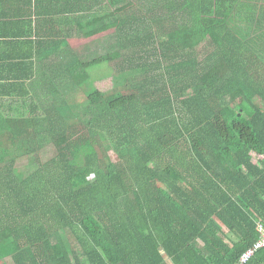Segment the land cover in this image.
I'll list each match as a JSON object with an SVG mask.
<instances>
[{
    "label": "trees",
    "instance_id": "obj_1",
    "mask_svg": "<svg viewBox=\"0 0 264 264\" xmlns=\"http://www.w3.org/2000/svg\"><path fill=\"white\" fill-rule=\"evenodd\" d=\"M206 5L196 17L190 2L182 44L158 32L114 65L78 67L75 99L68 83L45 98L33 82L4 107L3 87V264H237L258 241L264 17L232 28L210 15L218 0ZM97 71L107 76L89 93ZM246 264H264V248Z\"/></svg>",
    "mask_w": 264,
    "mask_h": 264
},
{
    "label": "crops",
    "instance_id": "obj_2",
    "mask_svg": "<svg viewBox=\"0 0 264 264\" xmlns=\"http://www.w3.org/2000/svg\"><path fill=\"white\" fill-rule=\"evenodd\" d=\"M209 1L0 0V91L6 89L4 107L10 105L6 102L11 98L8 90H36L27 86L33 82L44 84L38 92L45 98L52 97L55 90L50 83H68L66 91L75 99L77 75L83 74L78 67L91 65L94 57L101 56L115 59L114 65L121 58L119 51L156 44L158 32L165 41L182 44L191 15L190 2L198 17L203 16L200 13L207 9ZM218 2L210 15L228 20V27L246 30L248 18L264 17V0ZM105 76L101 79L105 80ZM91 81L92 77L84 84L89 93ZM5 83L26 86H1Z\"/></svg>",
    "mask_w": 264,
    "mask_h": 264
},
{
    "label": "rangeland",
    "instance_id": "obj_3",
    "mask_svg": "<svg viewBox=\"0 0 264 264\" xmlns=\"http://www.w3.org/2000/svg\"><path fill=\"white\" fill-rule=\"evenodd\" d=\"M94 76L95 77H93L92 78V81H91V83H92L91 84L92 90L94 89L93 84L95 85V88H97L96 86H98V84L101 82L100 81L101 76L98 74V71H97V74L94 73ZM111 86H112V82H111V79H110V80L104 82L103 89L105 91H108L111 88ZM110 155L112 156V158H113L114 161L117 160V156H116V154L114 152H110ZM252 157H253V161L258 162L262 158V154L260 152L253 151L252 152ZM26 162H27V159L26 158H23V159H20L19 160V163L18 164L21 166V165H25ZM229 235L233 237L232 234H229ZM9 254H10V251L9 250L0 251V264H3L4 263L5 258Z\"/></svg>",
    "mask_w": 264,
    "mask_h": 264
},
{
    "label": "built area",
    "instance_id": "obj_4",
    "mask_svg": "<svg viewBox=\"0 0 264 264\" xmlns=\"http://www.w3.org/2000/svg\"><path fill=\"white\" fill-rule=\"evenodd\" d=\"M258 231L260 233V238L254 244V246L243 254L237 264H246L247 261L260 249L264 248V225L262 223L258 224Z\"/></svg>",
    "mask_w": 264,
    "mask_h": 264
}]
</instances>
